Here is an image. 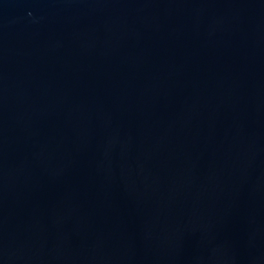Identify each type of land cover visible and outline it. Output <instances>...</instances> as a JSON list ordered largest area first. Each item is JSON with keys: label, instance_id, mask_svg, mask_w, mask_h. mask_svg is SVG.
Here are the masks:
<instances>
[{"label": "water", "instance_id": "95a60500", "mask_svg": "<svg viewBox=\"0 0 264 264\" xmlns=\"http://www.w3.org/2000/svg\"><path fill=\"white\" fill-rule=\"evenodd\" d=\"M0 264H264V0H0Z\"/></svg>", "mask_w": 264, "mask_h": 264}]
</instances>
